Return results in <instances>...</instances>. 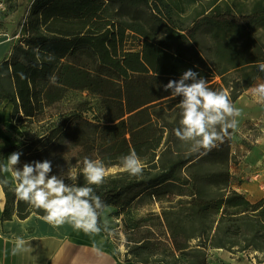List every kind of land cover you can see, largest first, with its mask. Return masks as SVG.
<instances>
[{
	"label": "trees",
	"instance_id": "16d2710c",
	"mask_svg": "<svg viewBox=\"0 0 264 264\" xmlns=\"http://www.w3.org/2000/svg\"><path fill=\"white\" fill-rule=\"evenodd\" d=\"M165 5L166 0H26L17 23L19 27L24 25V32L0 63V100L8 99L14 105L13 116L16 120L24 119L18 115L20 112L26 117L24 120L40 116L67 91H83V100L73 106L66 105L63 110L73 107L69 110L70 114L57 125L53 122L50 132L35 139L16 138L2 144L0 156L20 151L30 160L48 158L62 139L68 123L81 118L82 113L95 111L90 102L94 93L103 96L102 104L120 103L121 114L106 118V123L110 124L108 126L111 129L123 131L125 141L128 133L135 138L139 129L152 122H135L136 118L150 112L159 101L163 104L161 100L166 101L169 97L162 94L141 103L140 99L135 101V94L157 80L179 78L189 68L201 77L207 75L184 47V41L192 47L189 40L195 39L204 28L218 32L229 30L238 36H245L246 47L253 58L250 64L255 77L264 80V72L256 66L258 62L264 61V43L259 41L257 35V30L264 28L262 2H258L246 15L216 11L203 14L185 33L173 27ZM16 10L15 6H10L7 11L0 8V26L6 24L7 18ZM148 26L155 30V37L146 32ZM131 34L143 37L140 49L135 50L134 46L128 45ZM203 64L208 67L204 61ZM54 95L57 99L53 98ZM230 97L235 102L239 95L233 91ZM82 105L85 106L84 111L79 110ZM231 133L230 129L225 140L212 149L208 156H228L232 144ZM164 138V134H161L158 138L134 141V145L124 151L130 153L134 149L142 159L147 151L151 152V160L145 163L147 167L144 166L142 175L133 177L122 171L107 176L104 184L95 189L107 205L106 209L113 208L114 216H117L118 221L122 220L120 225L126 235L128 257L127 262L122 264H209L207 241L214 239V246L225 248L223 237L228 235H242L245 241L248 240L247 248L263 250L264 208H261L264 196L255 204L247 202L246 208L229 211L233 205H243L236 199H247V195L235 189L221 203L217 198L208 200L198 191L193 192L190 198L179 201L181 204L184 202V207L189 211L184 223L181 210H175V207L170 210L164 208L160 214L152 212L138 218L129 214L132 205L144 194L153 190L167 193L169 190L166 187L176 180L180 169L193 165L206 155L202 150L179 156L167 166H161L156 158ZM80 160L83 161V158L80 157ZM192 179L196 181V177ZM4 180L7 179L1 174L0 183L6 197L1 221L12 220L14 215L20 220L34 214L44 217L43 210L20 201L12 182L7 180L5 184ZM68 183L71 181L68 180ZM78 184H86L82 175L79 176ZM223 204L228 208L223 210L215 234L206 228L199 233L195 230V234H188L186 222L189 219L191 222H202L208 215L219 212ZM101 227L106 233L103 216ZM195 238H199L200 243L191 245V240Z\"/></svg>",
	"mask_w": 264,
	"mask_h": 264
},
{
	"label": "rangeland",
	"instance_id": "374dc122",
	"mask_svg": "<svg viewBox=\"0 0 264 264\" xmlns=\"http://www.w3.org/2000/svg\"><path fill=\"white\" fill-rule=\"evenodd\" d=\"M258 2L264 4V0H166L165 8L172 20L173 27L178 32L185 33L194 21L203 16V14L216 11L231 12L237 16L246 15L253 10ZM19 3L25 6L26 0H0V8L7 11L10 6L18 8ZM141 9L145 10L144 7H141ZM22 13L23 7H21L17 15L18 20L21 19ZM0 29V32L3 31L1 27ZM146 32L152 37L156 36L155 30L149 26L148 28L146 27ZM257 35L259 36V41L263 44V27L257 30ZM142 41L143 37L141 35L131 34L128 45L134 46L135 50H138ZM189 41L192 47L185 41L184 47L187 49V53L192 56L193 61L207 74L203 78L206 79L209 87L217 91L223 90L229 96L233 91L238 94L239 97L233 103L241 109L242 114L237 117L238 125L236 130H232V144L228 156L222 158L208 156L211 150L206 152V155L193 165L180 169L176 180L166 187V190H169L167 193L157 190L148 191L132 205L129 214L134 218L152 212L160 214L164 208L170 210V208L175 207V210H181V218L184 223V217L188 215L189 211L184 207V202L181 204L179 201L190 198V194L197 191L208 200L217 198L221 202V200H225L230 196L235 188H241L244 185L248 190L244 194H248L249 196L247 197L249 199L247 198V200L244 197L243 199L237 198L236 200L242 202L243 205H233L229 207V211L246 208L247 202L255 204L262 200L261 198L264 194L258 187V181L255 180L256 174H260L259 180H264V99L253 93V88L257 84L264 83V80L255 77V71L250 64L253 58L250 54V49L246 47V37L238 36L229 30L218 32L204 28L196 35L195 39ZM203 61L207 64V68L204 66ZM169 79L178 78L157 80L145 90L139 91V94H135V101L140 99L141 103L148 102L150 99L157 98L162 94H167L169 97L166 98V101L161 100L163 104L159 101L152 106L150 112L143 113L136 118L135 122H146L148 120H152V122L139 129L135 138H132L128 133L126 141L123 137V131L115 128L111 129L108 126L110 124L106 123V118L111 119L121 114L122 106L119 102L102 104L103 96L94 93L90 102L93 103L95 111L87 112L86 114L81 112V118L68 123L62 139L46 158L51 161V174L63 177L65 182L68 183L67 173L69 169L75 172L82 170L80 157L83 159L88 157L102 161L108 176L116 175L123 171L121 157L129 154L128 152L124 153V151L129 146H133L134 141L158 138L161 134H164L165 138L156 158L161 166H167L179 156L190 154V145L180 141L174 134V129L179 127L181 118L180 98H174L169 92L163 91L162 86L167 84ZM83 93L81 90L67 91L62 97H58L56 103L51 104L40 116L27 120L17 119L16 123L20 127L17 130L19 131L16 133L17 136L11 135L10 140L19 137L25 140L35 139L50 132L53 122H56V125L57 123L59 124L65 116L70 114L69 110L73 107L65 108L64 110L63 108L68 104L73 106L81 102ZM53 98L57 99L55 95ZM84 108L85 106L82 105L79 110L84 111ZM65 110L66 112H64ZM173 123L175 125H172ZM166 124L170 125L164 127ZM11 153L8 152L1 155L0 163L6 164L7 157ZM140 159L144 166L147 167L145 163L151 160V152L147 151V155ZM30 161L33 160L22 154L17 167L22 168L25 162ZM61 170L64 171L58 174ZM216 173L218 175H214ZM1 174H4L5 178L10 180L13 186H16L11 172H0ZM209 175H212V177H209ZM192 177H196V181H193ZM181 192H183V195H180ZM243 200L246 203H243ZM5 203L6 197L4 193V200L0 203V212H3ZM226 207L227 205L223 204L219 212L208 215L201 220L202 222L198 220L191 222L189 219L186 222L189 227L188 234H195V230H197L196 233H199L205 228L215 234L220 225L223 210ZM263 208L264 201H262L261 209ZM113 210V208H108L103 215V221L107 222V232L104 233L112 252L115 254V264H122L128 260L126 254L127 240L123 227L120 225L122 220L121 222L118 221L119 219L114 216ZM14 218L20 220L17 215H14L12 219ZM220 234L223 236L222 232ZM244 239L245 237L242 235L224 236L225 248L214 246L216 243L214 239L208 240L207 255L209 264H264V245L262 247L263 250L256 251L252 247L247 248L248 240L245 241ZM198 243H200L199 238L191 240V245ZM184 259L186 260V258ZM128 264L135 263L128 262Z\"/></svg>",
	"mask_w": 264,
	"mask_h": 264
},
{
	"label": "clouds",
	"instance_id": "9594fccd",
	"mask_svg": "<svg viewBox=\"0 0 264 264\" xmlns=\"http://www.w3.org/2000/svg\"><path fill=\"white\" fill-rule=\"evenodd\" d=\"M256 66L264 72V61ZM162 88L174 98H180L181 118L174 134L190 145V153L211 151L225 140L230 129L236 130L241 109L236 107L227 92L213 90L206 79L193 69L185 70L178 79H169ZM253 93L264 99V83L257 84ZM22 154L20 151L12 152L6 164L0 163V172L12 173L16 197L43 210V219L53 227L69 223L77 231L98 235L102 231L101 217L107 205L95 189L107 179L104 163L85 157L80 172L69 169L67 179L71 183H66L63 177L51 174L52 166L48 159L25 162L22 168L17 167ZM121 166L133 177L142 175L144 171V164L134 151L121 157ZM80 175L86 184H78ZM3 182L8 183L7 180ZM104 229H107L106 221ZM25 245L22 236L16 237L12 254L25 251Z\"/></svg>",
	"mask_w": 264,
	"mask_h": 264
},
{
	"label": "crops",
	"instance_id": "0c3cea01",
	"mask_svg": "<svg viewBox=\"0 0 264 264\" xmlns=\"http://www.w3.org/2000/svg\"><path fill=\"white\" fill-rule=\"evenodd\" d=\"M21 7H24V4L19 3L17 10L7 18V23L0 26L3 30L0 32V63L24 32L23 24L20 27L17 26L19 22L17 15ZM8 87H10L9 83ZM0 101L1 147L10 140L11 135L17 136L16 133L19 131L17 129L20 127L13 116L14 105L8 99ZM18 115L26 119L22 112ZM237 190L242 193L248 191L244 185ZM3 200L4 191L0 185V203ZM19 236L26 241L25 251L13 255L15 238ZM92 261L97 264H115L116 262L115 254L103 230L98 235L90 236L83 231L73 229L69 223L53 227L35 214L25 220L16 218L0 220V264H91Z\"/></svg>",
	"mask_w": 264,
	"mask_h": 264
},
{
	"label": "built area",
	"instance_id": "2783aa9c",
	"mask_svg": "<svg viewBox=\"0 0 264 264\" xmlns=\"http://www.w3.org/2000/svg\"><path fill=\"white\" fill-rule=\"evenodd\" d=\"M260 174L255 175V180L258 181L259 188L264 192V180H259Z\"/></svg>",
	"mask_w": 264,
	"mask_h": 264
},
{
	"label": "bare ground",
	"instance_id": "6f19581e",
	"mask_svg": "<svg viewBox=\"0 0 264 264\" xmlns=\"http://www.w3.org/2000/svg\"><path fill=\"white\" fill-rule=\"evenodd\" d=\"M91 264H97L95 261L90 262Z\"/></svg>",
	"mask_w": 264,
	"mask_h": 264
}]
</instances>
